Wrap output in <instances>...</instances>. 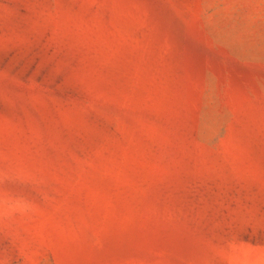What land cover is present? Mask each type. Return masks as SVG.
Segmentation results:
<instances>
[{
  "label": "rangeland",
  "instance_id": "374dc122",
  "mask_svg": "<svg viewBox=\"0 0 264 264\" xmlns=\"http://www.w3.org/2000/svg\"><path fill=\"white\" fill-rule=\"evenodd\" d=\"M0 264H264V0H0Z\"/></svg>",
  "mask_w": 264,
  "mask_h": 264
}]
</instances>
